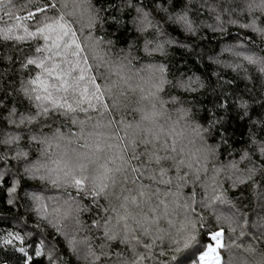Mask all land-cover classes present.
<instances>
[{"label": "snow or ice", "instance_id": "obj_1", "mask_svg": "<svg viewBox=\"0 0 264 264\" xmlns=\"http://www.w3.org/2000/svg\"><path fill=\"white\" fill-rule=\"evenodd\" d=\"M0 13V264H264V0Z\"/></svg>", "mask_w": 264, "mask_h": 264}, {"label": "trees", "instance_id": "obj_2", "mask_svg": "<svg viewBox=\"0 0 264 264\" xmlns=\"http://www.w3.org/2000/svg\"><path fill=\"white\" fill-rule=\"evenodd\" d=\"M24 2H25V0H14V3L17 6L23 4ZM99 2H100V0H97V3H99ZM14 11H15V9H14ZM6 22H7V18L3 16V13H0V27H3ZM237 195H240V193H237ZM244 195H247L250 199L252 198L251 192L247 191V189L245 190ZM249 207H251V205H249ZM13 211H16V210H13Z\"/></svg>", "mask_w": 264, "mask_h": 264}]
</instances>
